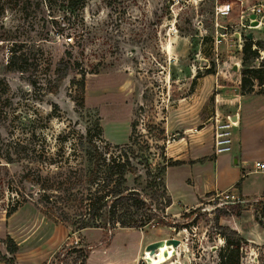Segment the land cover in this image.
Segmentation results:
<instances>
[{"label":"rangeland","instance_id":"1","mask_svg":"<svg viewBox=\"0 0 264 264\" xmlns=\"http://www.w3.org/2000/svg\"><path fill=\"white\" fill-rule=\"evenodd\" d=\"M230 1L48 0L44 5L29 0L23 12L13 3L5 6L0 16V256L7 257L2 243L7 231L22 236L23 225L37 223L34 211L48 224L61 225L63 247L76 241V249L88 254L82 230L42 215L53 217L55 211L28 180L34 171H70L73 177L77 166L70 141L82 137L123 146L131 136L133 150L156 168L162 153L168 157L180 148L199 155L204 139H212L214 118L222 123L239 113L245 126L249 124V100L242 102L241 112L238 102L240 50L252 30L235 6L228 8ZM11 48L23 56L8 69ZM259 57L263 52L249 68L258 67ZM208 70L212 74L206 75ZM82 75L80 91L73 82ZM31 144L34 152H28ZM135 177L138 184L133 183ZM126 184L150 193L144 189L141 167L127 175ZM15 203L24 207L5 218ZM225 207L205 198L192 209L167 208L170 227H116L105 233L90 229L86 240L94 258L103 250L105 258L119 261L139 243L174 238L182 246L174 256L158 253L154 264H217L224 246L219 227H226L244 239L240 264H264V199L242 201L237 217L216 218ZM60 234L42 227L37 236L52 244ZM64 253L59 255L66 257L61 264L79 263L75 254ZM45 264L60 263L51 258Z\"/></svg>","mask_w":264,"mask_h":264},{"label":"trees","instance_id":"2","mask_svg":"<svg viewBox=\"0 0 264 264\" xmlns=\"http://www.w3.org/2000/svg\"><path fill=\"white\" fill-rule=\"evenodd\" d=\"M38 1L39 4L45 5L48 0ZM10 3L22 12L26 11L30 5L29 0H0V16L5 6ZM11 47H15L14 44ZM11 49L8 50L11 51L6 64L8 69L13 61H20L23 56L20 50ZM259 52H263L262 61L258 63L257 68H249V64L257 60ZM240 53V64L243 67L239 80L240 95H249L256 87L259 89L258 93L264 94V42L254 41L247 35ZM205 74L210 75L212 71H205ZM73 83L82 91L83 75L79 81ZM77 106H82L81 97ZM69 145L68 149L74 156V166H77V169L73 170V177L70 171L62 175L50 172L42 175L39 171H34L32 172L34 178L28 179L32 186L37 187L42 201L55 211V215L50 217L40 210L42 215L53 218L54 222L74 226L76 230L99 229L103 233L114 230L116 227L135 230L146 227H170L165 220L167 216L165 210L170 207L171 200L166 192L163 176L167 168L180 165L181 162L166 158L162 153L161 164L152 168L143 153L139 155L133 150L136 143L131 136L128 138V144L123 146L110 145L102 141L96 143L82 137H78L77 143L70 141ZM143 147L148 152L147 145ZM28 148V152L35 151L32 144ZM77 153H80V156ZM84 164L86 165L85 174L82 169ZM48 166H54V164L48 163ZM139 167L143 170L144 189L150 192L148 195L126 184L127 175L136 174ZM133 183L138 184L136 177ZM146 196L148 198H145ZM69 203L74 206L66 207ZM22 204L15 203L5 212V218L12 215ZM240 204L241 201L226 204L227 207L221 209L216 218L226 215L239 216ZM260 214L264 218V212L261 211ZM258 225H260L259 222ZM219 229L224 246L218 252L217 264H240V248L244 239L226 227H219ZM2 243L8 257L0 256V263L14 264L17 245L8 235ZM61 250L67 256L75 254V259L79 260L78 264H83L87 256L82 253L81 248L63 247ZM61 253L54 254L52 258L62 262L66 257L59 258Z\"/></svg>","mask_w":264,"mask_h":264},{"label":"crops","instance_id":"3","mask_svg":"<svg viewBox=\"0 0 264 264\" xmlns=\"http://www.w3.org/2000/svg\"><path fill=\"white\" fill-rule=\"evenodd\" d=\"M226 4L228 8L235 6L237 13L242 14L240 17L245 18L244 22L251 26L253 40L264 42V14L249 15L252 7H264V0H231L230 3L227 2ZM253 19L254 21L251 22ZM239 24H243L242 19ZM239 97L238 109L240 112L242 111V102L249 100L248 117L251 120L245 126L242 116L237 113L236 118H234L236 125L231 131L232 143L229 153L214 154L212 139L207 142V138H205V143L200 149L202 152L199 155L194 156L193 150L182 152L179 148V151L173 152L172 150L170 155L166 156L173 161L181 162L180 165L167 168L163 176L164 186L171 200L169 208L192 209L197 207L198 203L205 198L209 199L224 192L233 195L241 202H256L264 199V170L256 171L253 168V164L256 162L264 164V94L257 91L256 94L239 95ZM173 148L176 149L177 146ZM23 207H19L14 213ZM34 213L37 223L28 227L23 225L22 236H14L13 232L7 231V235L17 245L14 264L47 263L64 246L65 233L59 227L61 225L48 224L36 211ZM42 227H52L55 231L59 230L61 233L59 239L50 244L49 240L39 238L37 233ZM31 228L32 230H30ZM88 231L90 229L80 231V235L89 250L83 264H135L140 261L143 256V249L147 245L139 243L132 254L126 255L119 261H111L109 258H105L103 250L100 257L94 258L93 249L90 250V243L86 240ZM36 237H38V241L35 240ZM32 241L37 242L35 246H32L34 244ZM26 244L28 249L24 248ZM108 245L109 242L101 245V247ZM4 255L8 257L5 250Z\"/></svg>","mask_w":264,"mask_h":264},{"label":"built area","instance_id":"4","mask_svg":"<svg viewBox=\"0 0 264 264\" xmlns=\"http://www.w3.org/2000/svg\"><path fill=\"white\" fill-rule=\"evenodd\" d=\"M256 14H264V7L259 6V7H252L250 10V15L254 16ZM254 21L251 20V22ZM65 42L70 43L71 38H66ZM262 56V55H260ZM262 58V57H259ZM236 118V116H235ZM225 122L219 123L217 118H214V127H213V134H212V149L214 154H221V153H229L231 150V128L234 126L231 125V121H236V120H231L229 117H226ZM253 168L256 171H263L264 170V164L261 162H256L253 164ZM216 200L218 202V206H225L228 203L239 201L236 197L233 195H230L229 193H219L214 195L213 197L207 199L208 202ZM77 242L73 241L69 244H65V247H74L76 248ZM78 248V247H77ZM64 257V255H61V258ZM145 255L141 257L140 261H138L135 264H146L145 260ZM61 264V262H59Z\"/></svg>","mask_w":264,"mask_h":264},{"label":"water","instance_id":"5","mask_svg":"<svg viewBox=\"0 0 264 264\" xmlns=\"http://www.w3.org/2000/svg\"><path fill=\"white\" fill-rule=\"evenodd\" d=\"M250 37V35H249ZM233 69L235 70L236 67L234 66ZM234 116L232 120H234ZM180 246V241L178 239L170 238L165 240H159L152 243L147 244L143 249V254L147 255V258H144L146 264H149L150 258L158 256V252L161 251V255L166 257V249L171 248V254L174 256L176 253V249ZM165 248V249H164Z\"/></svg>","mask_w":264,"mask_h":264},{"label":"bare ground","instance_id":"6","mask_svg":"<svg viewBox=\"0 0 264 264\" xmlns=\"http://www.w3.org/2000/svg\"><path fill=\"white\" fill-rule=\"evenodd\" d=\"M231 125H232V126H235V125H236V122H232V121H231ZM180 246H181V245H180ZM164 249H165V248H164ZM161 251H163V250H160L158 253H161ZM167 251H170V252H171V248L166 249V252H167ZM156 257H157V256H156ZM156 257L150 258L149 264H154V261H155ZM145 258H147V255H145Z\"/></svg>","mask_w":264,"mask_h":264}]
</instances>
